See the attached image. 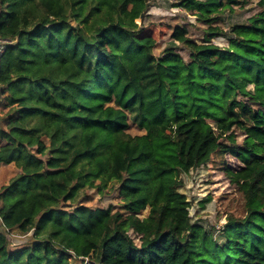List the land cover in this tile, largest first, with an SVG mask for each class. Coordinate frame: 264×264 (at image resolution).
<instances>
[{"label":"trees","instance_id":"obj_1","mask_svg":"<svg viewBox=\"0 0 264 264\" xmlns=\"http://www.w3.org/2000/svg\"><path fill=\"white\" fill-rule=\"evenodd\" d=\"M178 1L208 30L158 57L149 0H0V264H264V0ZM226 153L247 213L215 249L182 176ZM116 187L122 209L86 204Z\"/></svg>","mask_w":264,"mask_h":264},{"label":"rangeland","instance_id":"obj_2","mask_svg":"<svg viewBox=\"0 0 264 264\" xmlns=\"http://www.w3.org/2000/svg\"><path fill=\"white\" fill-rule=\"evenodd\" d=\"M178 2V0H149V8L144 17L137 19V23L142 29L141 32L156 39L157 45L153 50L158 57L162 56L164 49L172 42V34L176 26L187 27L190 30V35L199 42L204 39L208 30V23L200 20L191 10L178 5ZM241 4L243 6H232L233 11L230 9L223 11L220 14L222 22L215 24L224 30H229L232 24L245 22L258 11L254 1ZM212 42L220 46L228 47L230 45L229 40L223 35L214 37ZM177 46L178 52L186 59L190 58L188 48L180 43H177ZM248 88L256 90L254 84H250ZM212 125L218 132L219 128L215 121H212ZM132 131L137 133V127L134 126ZM139 133L142 132L139 130ZM236 134L238 142H241L243 137L238 131ZM242 165L243 163L230 153L215 154L210 162L191 169L182 176L184 185L181 187V191L186 194L192 204L190 215L200 228L201 240L203 241L206 236L211 238L209 245L215 249L228 240V234L225 231L228 218L230 216L243 217L247 213L242 193L232 183L225 169L229 166L233 170H237ZM6 170L10 171V168H6ZM12 173L16 174L17 172L13 171ZM86 204L91 206L103 204L106 207L122 209L120 205L124 204V201L116 187L113 192H106L102 196L98 195L92 202ZM146 213L147 210L141 211V215H146ZM0 228L2 227L0 226ZM9 236L15 245L29 242L31 234L20 236L16 233H9Z\"/></svg>","mask_w":264,"mask_h":264},{"label":"built area","instance_id":"obj_3","mask_svg":"<svg viewBox=\"0 0 264 264\" xmlns=\"http://www.w3.org/2000/svg\"><path fill=\"white\" fill-rule=\"evenodd\" d=\"M10 43L11 41L9 39L0 36V65H1L2 56Z\"/></svg>","mask_w":264,"mask_h":264},{"label":"crops","instance_id":"obj_4","mask_svg":"<svg viewBox=\"0 0 264 264\" xmlns=\"http://www.w3.org/2000/svg\"><path fill=\"white\" fill-rule=\"evenodd\" d=\"M13 170V168H11Z\"/></svg>","mask_w":264,"mask_h":264}]
</instances>
